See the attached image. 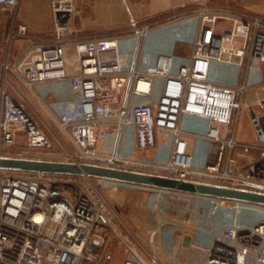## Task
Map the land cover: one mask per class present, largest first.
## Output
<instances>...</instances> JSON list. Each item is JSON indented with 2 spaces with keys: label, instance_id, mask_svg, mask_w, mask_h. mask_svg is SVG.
I'll return each instance as SVG.
<instances>
[{
  "label": "built area",
  "instance_id": "built-area-1",
  "mask_svg": "<svg viewBox=\"0 0 264 264\" xmlns=\"http://www.w3.org/2000/svg\"><path fill=\"white\" fill-rule=\"evenodd\" d=\"M19 2L0 0L12 13L8 42L27 35L26 25L16 18ZM196 2L200 5L193 15L198 25L190 39V59L172 72L171 53H151L143 44L149 23L133 20L121 34L73 40L69 21L73 0H51L54 14L69 12L65 23L55 18L52 39L32 38L11 60L9 46L5 51L0 67V157L110 163L114 156L98 150V139L109 133L116 137L121 126L120 145L132 124L136 146L142 150L156 147L157 133L171 134L168 160L151 164L166 168V175L264 193V131L258 120L264 113V97L249 106L243 101L248 71L254 65L264 69V16L190 0ZM220 20L228 26L219 32ZM69 47L72 59L67 57ZM213 62L240 67L242 80L214 81ZM156 79L160 82L156 100H145L153 95ZM139 82L146 87H138ZM49 84L56 87L55 97L48 93ZM261 84L264 88V78ZM66 90L71 97L64 95ZM24 91L37 97L58 135L39 114L46 129L38 123ZM243 106L255 133L250 142L235 139ZM184 115L206 120L207 127L185 130L180 124ZM187 136L205 143L201 165L187 153ZM250 152L257 158L246 168L238 167L237 157ZM115 158L123 160L119 153ZM107 180L114 179L0 168V264H156L155 255L145 258L117 227L119 214L100 188ZM231 201L235 215L241 209L264 214V205ZM111 233L113 246L125 253L119 263L113 261V248H107ZM203 264H264V220L246 224L225 214Z\"/></svg>",
  "mask_w": 264,
  "mask_h": 264
},
{
  "label": "crops",
  "instance_id": "crops-1",
  "mask_svg": "<svg viewBox=\"0 0 264 264\" xmlns=\"http://www.w3.org/2000/svg\"><path fill=\"white\" fill-rule=\"evenodd\" d=\"M202 1L211 8L239 7L250 13L264 16V0ZM50 2L51 0H20L16 18L18 22L26 25L27 35L15 36L10 42H8V36L13 21L12 13L0 5V67L3 65L5 51L8 46L9 60H11L32 38L52 39L55 14L51 10ZM73 3L74 11L69 20L73 40L101 37L108 34H121L129 23L135 20L147 22L151 26V33L143 41L144 46L151 53L168 52L173 56L178 53L190 59L192 53L190 39L195 35L198 25L197 17L193 13H195L200 2L191 4L190 0H73ZM186 6L189 8L184 13L163 18L164 14ZM170 25L175 27L165 29ZM223 28H226V26L218 25L219 32ZM125 40L130 42L129 36H126ZM73 54L72 47H69L67 57L72 59ZM255 66L253 67L255 77L260 78L259 82L262 86L264 69L260 65ZM239 76L237 82L242 80V76ZM55 91L54 89L53 94L50 95L51 98L56 96ZM64 95L66 97L72 96L68 90L64 92ZM156 98L157 96L152 95L145 100L154 102ZM247 123L251 133L249 134L245 130L238 135V126H236L235 139L237 141L250 142L254 140L255 133L249 117ZM180 124L188 131H203L207 127L206 120L189 115H184ZM115 138L110 133L100 137L97 141L98 150L105 153L110 144L113 143L114 146ZM186 140L187 153L193 156L196 164L201 165L204 161V141L196 140L192 136H187ZM119 146L122 151V142ZM171 148V134L167 132L157 133V145L153 149V157L163 163L168 160ZM198 151L201 152V155ZM237 158L236 165L240 168H246L250 161L257 158V154L253 152L246 153L244 156L241 155ZM132 184L129 182L122 183L118 187L111 188L109 195L104 194L111 205L115 204L123 211V217L120 212L118 213L119 219L126 230L133 233L140 240V246L138 245L137 249L143 256L148 259L151 254L155 255L156 264H203L213 234L218 224L225 217V210H222L223 212L221 210H209L208 199L203 195H198L199 197L195 200L191 199L193 203H196L194 204L196 209L198 207L199 210H189L187 208L181 210L175 208V204L172 203L176 199H173L170 195L164 196L165 193H161V191H158L159 189L156 190L153 189L154 187L149 186L139 188L135 186L141 185ZM158 200H161V205L167 206L165 211H159L153 207ZM223 201L228 202V204L232 202L229 199ZM224 202L220 203L221 206L226 204ZM170 203L174 208L169 210L168 205ZM237 218L236 220L241 222ZM137 235L143 238L144 241L139 239ZM112 250L114 263H119L125 256L124 251L115 245Z\"/></svg>",
  "mask_w": 264,
  "mask_h": 264
},
{
  "label": "rangeland",
  "instance_id": "rangeland-1",
  "mask_svg": "<svg viewBox=\"0 0 264 264\" xmlns=\"http://www.w3.org/2000/svg\"><path fill=\"white\" fill-rule=\"evenodd\" d=\"M218 25H222V26L227 27L228 22L225 20H220L218 22ZM174 27L175 26L170 25V26L166 27L165 29H173ZM151 31L152 30L149 31V34L151 33ZM188 61H189V59L187 56H185V55L182 56V55H179L178 53H175L172 72H177L179 70L180 66L186 65L188 63ZM212 65H213V67H212V71L210 73V75H211L210 77L214 81L227 84V83H234V82H237L239 80L240 67L230 65V64H225V63H218V62H213ZM253 67H256V66L255 65L252 66L249 70L250 72H249V77L247 80L248 89H247L246 94H245L244 99H243L244 104L247 106H249L250 103L256 101L257 99L264 97V88H262V86L260 85V82H259L260 78L255 77ZM49 86H50V88H49L50 91H48V93H49V95H52L53 90L56 87L54 84H49ZM159 88H160V82L158 79H156L155 84H154V90L152 93L153 96L158 95ZM24 93H25V96L29 102V107L35 108V110L37 111V114L35 113V116L38 120V123L41 126H43L44 129H46L44 127L45 126L44 121H45L47 124H49V126L53 129V131L58 135L59 133H58L56 126L54 125L53 121L43 112L42 107L40 106V103H39V100L37 99V97L33 93H31L30 91H24ZM247 111L248 110H247V108H245V106H243L240 110V118H239V121L237 124L238 135L241 131H245V130H247L249 134L251 133L250 128L247 127V125H248V123H247L248 122ZM38 114L41 117H43L44 121L41 120V117ZM189 127L192 128V126H190V125H189ZM49 136L51 137V140L54 142V144L58 145L54 135L49 133ZM112 150H113V143L110 144V146L106 148V153L111 154ZM122 151H123V153H122ZM122 151L119 148L117 153H119V156L123 160H128V161H131L134 163L148 164V165L161 163L153 157V153H154L153 149L142 150L136 146L134 126L132 124L127 126V129L124 133V137H123V141H122ZM199 153L201 155V152H199ZM250 153H252V152H250ZM253 153H255V152H253ZM255 154H257V153H255ZM100 164L112 165L110 163H105V162H102ZM115 166L128 168V169H134V170H140V171H146V172H152V173H157V174H166L160 170H157V169L155 170L153 168H149V167H146L144 165L117 164ZM13 171L17 172V173H19V172L21 173L20 170H13ZM71 179H76V181L81 182V183L86 182V180L82 177H72ZM122 183H128V182L119 181V180H112V181L107 180L106 183L100 185V188L103 191V193H105L106 195H109L111 188L118 187V186L122 185ZM124 185H128V184H124ZM132 185H134V183ZM135 187L140 188V187H146V186L141 185V186H135ZM153 189H156V190L159 189L158 191H161V193H165L164 196L170 195V196H172L173 199H176V200L172 201V203L175 204V208H179L181 210H186V208L189 210L190 209L199 210L198 207L196 209V206H194V204H196V203L192 202V200H195L196 198L199 197L196 194L174 192V191L165 190V189H161V188H155V187ZM66 195L70 198V194L66 193ZM203 197H206V199H208L207 203H209V205H210L209 210H211V209L213 211H217V210L218 211H220V210L224 211L225 210V214L231 215L234 218L238 217L237 219H239V221H241V223L253 224V223L264 220V214H262L260 211L241 209L235 215V208L232 207V202H230V204H228V202L223 201L224 199H219V198H215L212 196H206V195H203ZM168 202H169V200H168ZM221 202H224L226 204H224V206H221V204H220ZM168 206H169L168 207L169 210L174 208V206L171 203ZM113 207L116 209V211L118 213L119 212L121 213L122 217L124 216L123 211L117 205L113 204ZM153 207L159 211H165L167 206L164 204L161 205V200H158L157 202H155ZM116 225L120 230L124 231L125 238L129 242V244H132L137 248L140 240H138L133 233H130V231L128 232L126 230L124 225L121 223L120 219L117 220ZM109 236H110V239L108 240V247L107 248L112 249L113 248V242L111 240V237L115 239V234L111 233ZM137 236L139 237V239L144 241V239L140 238L139 235H137Z\"/></svg>",
  "mask_w": 264,
  "mask_h": 264
},
{
  "label": "water",
  "instance_id": "water-1",
  "mask_svg": "<svg viewBox=\"0 0 264 264\" xmlns=\"http://www.w3.org/2000/svg\"><path fill=\"white\" fill-rule=\"evenodd\" d=\"M55 18L58 20L59 23H65L69 18V12L56 11ZM128 90L129 83L126 88V93L128 92ZM258 120L262 131H264V113L259 115ZM120 133L121 126H119L118 128L115 143L112 150V155L114 157L108 159L112 165H103L97 163L77 164L72 162L0 157V168L20 170L26 172H46L101 177L144 186L161 188L174 192L206 195L219 199L239 200L264 205V193L258 191H251L242 188H233L214 183H207L203 181L179 179L166 174H157L152 172L117 167L115 166L117 164L144 165L153 169L155 168L166 170V168L162 166L134 163L128 160H120L115 158L119 149ZM93 250H95V247L93 248Z\"/></svg>",
  "mask_w": 264,
  "mask_h": 264
},
{
  "label": "trees",
  "instance_id": "trees-1",
  "mask_svg": "<svg viewBox=\"0 0 264 264\" xmlns=\"http://www.w3.org/2000/svg\"><path fill=\"white\" fill-rule=\"evenodd\" d=\"M189 7L188 6H186V7H181V8H179V9H176L175 11H171L170 13H167V14H164L163 15V18H168V17H170V16H175V15H179V14H182V13H184L185 11H186V9H188ZM118 34H120V33H117L116 35H118ZM105 36H114L113 34H108V35H105ZM105 36H101V37H105ZM155 169V168H154ZM156 170V169H155ZM157 170H160V171H162V172H164L165 173V171L164 170H162V169H157ZM24 172V171H23ZM26 172V171H25ZM72 175V174H71ZM74 176H79V175H74ZM96 178V177H95Z\"/></svg>",
  "mask_w": 264,
  "mask_h": 264
},
{
  "label": "bare ground",
  "instance_id": "bare-ground-1",
  "mask_svg": "<svg viewBox=\"0 0 264 264\" xmlns=\"http://www.w3.org/2000/svg\"><path fill=\"white\" fill-rule=\"evenodd\" d=\"M138 87H140V88H145L146 85H145V83H143V82H139V83H138Z\"/></svg>",
  "mask_w": 264,
  "mask_h": 264
}]
</instances>
